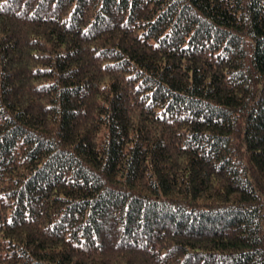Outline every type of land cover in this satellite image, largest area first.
Returning <instances> with one entry per match:
<instances>
[{
	"label": "trees",
	"instance_id": "1",
	"mask_svg": "<svg viewBox=\"0 0 264 264\" xmlns=\"http://www.w3.org/2000/svg\"><path fill=\"white\" fill-rule=\"evenodd\" d=\"M0 264H264V0H0Z\"/></svg>",
	"mask_w": 264,
	"mask_h": 264
}]
</instances>
